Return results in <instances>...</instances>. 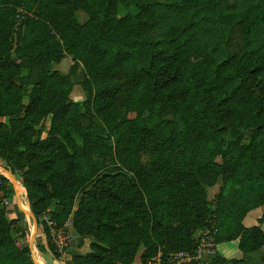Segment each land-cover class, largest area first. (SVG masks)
Listing matches in <instances>:
<instances>
[{
    "label": "trees",
    "instance_id": "16d2710c",
    "mask_svg": "<svg viewBox=\"0 0 264 264\" xmlns=\"http://www.w3.org/2000/svg\"><path fill=\"white\" fill-rule=\"evenodd\" d=\"M0 158L56 259L45 213L89 237L74 264H264V211L242 221L264 204V0H0ZM26 235L0 205V264H37ZM232 239L242 256L217 250Z\"/></svg>",
    "mask_w": 264,
    "mask_h": 264
},
{
    "label": "rangeland",
    "instance_id": "374dc122",
    "mask_svg": "<svg viewBox=\"0 0 264 264\" xmlns=\"http://www.w3.org/2000/svg\"><path fill=\"white\" fill-rule=\"evenodd\" d=\"M127 10H134V7L132 5L125 7L120 4L118 7V15L124 14ZM76 14L80 22L84 21L88 16L87 12L82 9H78ZM71 61H72L71 55L65 54L59 62L53 63V67L60 69L61 71H67L71 64ZM73 79L75 80V83L71 90V94H70L71 97L74 99L85 98L86 91L83 88V86L80 84V82L84 79V68L82 64H79L77 72L73 74ZM0 173L8 177V181L6 183L8 187L11 188V193L8 195H5L4 190L0 188V205L6 208L7 215L9 217H12V216L19 217L20 222L25 226L27 230V235L26 237L17 238V241L20 244H24L27 242L30 245L31 253H33V255L36 258L38 256L43 255L51 259L52 264H55V263L56 264H74L71 261L72 253L83 252V251L89 250L90 248L88 245L89 237L81 236L80 234H78L75 231V229L71 226L70 218L66 221L64 225L65 230L70 235V243L67 249L61 252V259L54 258L46 247L44 251L39 249L37 247V242H41V244L45 245V242H44L45 233L42 230V226L38 224L36 216L32 213L26 191L24 189L23 184L20 181L18 172L12 171L10 167L5 163L4 159L0 158ZM220 184H221V179L219 178L214 185L207 187V194L209 198L214 196ZM261 206L263 208L264 204ZM255 212H258V210H254L251 212V214H248V215L246 214V215L247 217H250L252 213H255ZM46 215H49V214L45 213L42 215L43 219H44V216ZM245 224L247 225L251 224V223H248V218L246 219ZM260 224L264 228V221H262ZM205 231L206 230L204 229H201V230L198 229L195 232V235L199 237L200 242H202V238L205 236ZM217 250L225 256H236V255L242 256L243 254L242 250L238 247L237 239L219 243L217 245ZM252 252L256 256H258L259 253H264V245L261 246L260 249L252 251ZM199 253H201V257L203 259L208 258V249L204 243L200 245ZM257 260H258V257H257ZM39 262L40 264H45L41 260H39ZM139 263H140V260H139V252H138L132 264H139Z\"/></svg>",
    "mask_w": 264,
    "mask_h": 264
},
{
    "label": "built area",
    "instance_id": "2783aa9c",
    "mask_svg": "<svg viewBox=\"0 0 264 264\" xmlns=\"http://www.w3.org/2000/svg\"><path fill=\"white\" fill-rule=\"evenodd\" d=\"M44 220L46 226L48 227V234L51 242L55 245L56 249L60 253L65 251L70 243V235L65 230V226H57L56 222L51 217H49V215L44 216ZM205 230V236L202 238V242L199 243V248L200 245L204 243L208 249V245H210L212 242L207 240V229ZM192 258L193 255L183 250L168 252L165 254L159 252L157 255L147 259L146 262H140L139 264H191L190 261Z\"/></svg>",
    "mask_w": 264,
    "mask_h": 264
},
{
    "label": "crops",
    "instance_id": "0c3cea01",
    "mask_svg": "<svg viewBox=\"0 0 264 264\" xmlns=\"http://www.w3.org/2000/svg\"><path fill=\"white\" fill-rule=\"evenodd\" d=\"M263 205V204H262ZM254 210H258V212H255V213H252V215L250 216V217H247V215L248 214H251V212L252 211H254ZM264 211V207L262 208V206L261 205H259V206H257V207H254V208H252V209H250L245 215L246 216H244L243 217V223L245 224V221H246V219L248 218V223H251V224H253V223H258V218L261 216V214H262V212ZM245 225H247V224H245ZM248 225H250V224H248ZM201 230V229H200ZM233 240V239H232ZM228 241H231V240H228ZM221 242H227V241H221ZM221 242H218V243H216V248H217V245L219 244V243H221ZM237 244H238V240H237ZM44 251V250H43ZM237 256V255H236ZM45 259H44V258ZM199 257L201 258V259H203L202 257H201V253H199ZM228 257H230V256H228ZM37 259L38 260H41L43 263H45V264H52V262H51V259H49V258H47V257H45V256H43V255H41V256H38L37 257ZM55 263V262H54ZM56 264V263H55Z\"/></svg>",
    "mask_w": 264,
    "mask_h": 264
},
{
    "label": "water",
    "instance_id": "95a60500",
    "mask_svg": "<svg viewBox=\"0 0 264 264\" xmlns=\"http://www.w3.org/2000/svg\"><path fill=\"white\" fill-rule=\"evenodd\" d=\"M33 213V212H32ZM34 214V213H33ZM30 246V245H29ZM31 256H32V259L34 260L35 263L38 264L37 260H36V257L33 255V253H31Z\"/></svg>",
    "mask_w": 264,
    "mask_h": 264
},
{
    "label": "bare ground",
    "instance_id": "6f19581e",
    "mask_svg": "<svg viewBox=\"0 0 264 264\" xmlns=\"http://www.w3.org/2000/svg\"><path fill=\"white\" fill-rule=\"evenodd\" d=\"M28 211V210H27ZM36 260H37V262H38V264H40V262H39V260L36 258Z\"/></svg>",
    "mask_w": 264,
    "mask_h": 264
}]
</instances>
